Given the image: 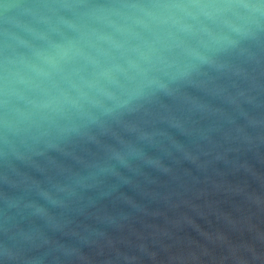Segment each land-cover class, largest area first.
Returning a JSON list of instances; mask_svg holds the SVG:
<instances>
[{"label":"water","instance_id":"obj_1","mask_svg":"<svg viewBox=\"0 0 264 264\" xmlns=\"http://www.w3.org/2000/svg\"><path fill=\"white\" fill-rule=\"evenodd\" d=\"M0 264H264V0H0Z\"/></svg>","mask_w":264,"mask_h":264}]
</instances>
